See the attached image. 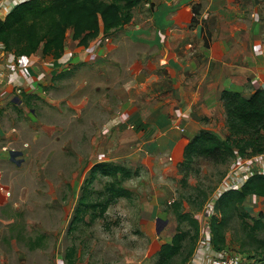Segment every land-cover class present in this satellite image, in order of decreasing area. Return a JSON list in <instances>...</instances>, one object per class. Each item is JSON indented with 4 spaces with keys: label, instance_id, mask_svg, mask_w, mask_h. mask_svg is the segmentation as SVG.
Returning <instances> with one entry per match:
<instances>
[{
    "label": "rangeland",
    "instance_id": "1",
    "mask_svg": "<svg viewBox=\"0 0 264 264\" xmlns=\"http://www.w3.org/2000/svg\"><path fill=\"white\" fill-rule=\"evenodd\" d=\"M263 1L142 0L128 24L99 34L83 48L75 45L69 30V50L82 51L80 56L101 65L104 73L93 79L56 73L28 98L21 94L17 103L0 101V264H67L64 255L70 247L76 253L73 264H155V232L138 222L139 201L151 192L165 193L163 216L175 218V212L188 210L190 218L209 224L208 202L239 161L196 158L190 170L180 168L173 176L167 167H153L171 162L166 154V161L160 160L158 151L146 147L172 148L167 128L175 127V138H181L192 123L197 131L200 127L226 138L224 113L214 110L215 118H199L194 102L202 97L195 94L198 89L190 92L188 84L216 70L221 33L234 37L238 30L248 31L252 12L264 26ZM204 25L211 33L209 47L201 39ZM238 57L247 62V56ZM161 120L164 125L157 128ZM10 150L21 152L15 157L19 164L10 160ZM100 162L138 170L120 183L129 197L116 198L102 214L100 206L88 208L83 221L72 224L83 189L95 204L109 197L104 189L109 178L97 171L92 175ZM167 177L172 180L165 182ZM178 224L180 231L193 235L188 219ZM228 227L226 239L235 242L240 220L232 218ZM230 251L228 255L241 254L238 245Z\"/></svg>",
    "mask_w": 264,
    "mask_h": 264
},
{
    "label": "trees",
    "instance_id": "2",
    "mask_svg": "<svg viewBox=\"0 0 264 264\" xmlns=\"http://www.w3.org/2000/svg\"><path fill=\"white\" fill-rule=\"evenodd\" d=\"M142 0H23L0 20V43L4 50L16 57H29L38 49L43 56L60 58L65 50L67 32L79 46L86 47L89 41L99 34L118 30L132 19L133 9ZM195 11V10H194ZM196 23V22H195ZM202 38L209 47L210 32L202 26ZM221 105L225 116L228 135L220 139L213 132L200 130L183 148L182 160L178 171L190 170L192 161L204 158L213 163H224L235 158H250L264 154V90L254 89L249 97L237 91L224 90L221 93ZM95 171L109 178L105 192L109 197L102 204L90 201L87 190L79 198L72 224L82 222L87 209L100 206V213L118 197H129V191L120 186L123 180L137 175L120 164L100 162ZM186 176H182L185 183ZM264 197V173H255L246 180L240 190H228L220 195L213 204L209 220L210 242L217 252L225 250L226 232L232 218L240 220V229L235 231L233 239L241 253L264 251V215L251 218L242 209L244 198L249 195ZM178 207V206H177ZM97 214H92V219ZM178 223L188 219L192 225L190 231H180L173 236L170 244H162L157 251L155 264H184L188 259L195 238L198 236V223L186 213L175 212ZM189 239L187 246L183 241ZM184 252V253H183ZM75 249H67L64 259L67 264L76 261Z\"/></svg>",
    "mask_w": 264,
    "mask_h": 264
},
{
    "label": "crops",
    "instance_id": "3",
    "mask_svg": "<svg viewBox=\"0 0 264 264\" xmlns=\"http://www.w3.org/2000/svg\"><path fill=\"white\" fill-rule=\"evenodd\" d=\"M21 1L23 0H0V20H2L6 14H8L15 5ZM259 5L264 7V4L259 3ZM260 12L262 13L263 9H260ZM255 16L256 13L252 12L249 20V30L244 33L238 30L240 33L239 36L236 35L231 37L230 35H226V32L221 33L220 38L223 41V45L218 46L220 57L216 58L213 64L215 65L216 70L214 72L208 71L207 73L209 74L206 73L203 75V79H199L198 82L195 80L197 84L195 82L188 84L190 92L192 88L193 92L194 88L196 90L198 89L199 94L197 91L195 94L198 96L201 95L202 97L199 102L197 100L194 102V104L197 103L194 106V110L198 112L197 114L199 115V118H202L203 116L215 118L217 115L212 113L214 110H217V114L222 116L221 113L224 112L221 105V93L224 90L240 92L246 98L252 94L254 89L261 88L264 90V26L260 25L261 23L258 24L254 21V19H256ZM262 17L263 16H261V18ZM156 37L157 39L155 41L158 42L159 35L156 34ZM201 39L203 40V38ZM75 41V45L79 46L77 43L78 41ZM79 47L83 48V46ZM81 54H83L82 51L77 52V50L74 49L69 50L65 44L64 53L58 59L44 57L41 49H38L29 57H16L14 54L5 51L3 45L0 43L1 104L6 102V99H11L15 103L19 102L18 97L21 94H26V98L30 97L34 92L36 93L41 89V83L45 85L56 73H60L59 76H65V78L81 74L88 79L95 78L96 76H94V74L104 73V69L101 68V65L89 64L86 62L88 57L80 56ZM238 56H247V62L243 63ZM171 64L174 68L180 70L178 64ZM182 102H184L185 108L189 106L188 98L187 101L183 100ZM183 116L187 117L184 109ZM159 123L161 126L164 125L162 120L161 122L158 121L155 123L157 128H159ZM186 127L185 135L181 138H175L177 132H179L175 127L167 128L166 131L168 132V136H166V139L169 141L171 140V142L173 141L172 148L163 150L162 148L164 147L161 148L159 145L155 149H152L150 147L153 144H149L148 147H146L154 152L158 151L161 154L160 160L165 159L166 161V154L171 161L156 162V166L153 167H167L169 171L173 173V176L177 175V167L182 160L184 146L202 129L198 127L199 129L197 131V128L193 123ZM258 157L261 158L259 159L256 156H253L249 160L246 159L243 162H241L239 158H236L239 162H236L235 168L224 177L219 186V191L215 192L213 199L208 202L209 215H217L213 210V204L222 193L228 190H240L241 186L246 182L249 176L255 173H264V155H258ZM174 159L175 161L180 160L178 162H173ZM144 166L150 165L144 164ZM163 180L165 182H170L172 179L167 177V179L163 178ZM165 198V193L161 195L151 192L149 198H146L145 196L139 201V227H147L145 230L151 229L155 232V237L151 240V246L155 247V253H157L162 244L171 243L173 236L177 233L176 228L179 225L175 214H173L175 218H169L162 215L163 212L161 211V205H163L162 202ZM170 205H172V203ZM204 205L202 206L203 208ZM241 206L251 218L256 219L260 214L264 215V197L249 194L244 198ZM188 212L191 213V211L188 210H184L181 213L187 214ZM192 213L194 212L192 211ZM191 219L196 220L198 223V236L195 238L191 253L184 264H209L211 259L229 256L228 253L231 252L230 250L237 248L235 242H231L227 237L225 250L222 252L215 251L210 242L209 224L208 222L206 223V219L203 226L199 219ZM159 223H162V228L159 227ZM166 231L169 232L168 237H162L161 235ZM188 243L189 239L183 241L184 246ZM238 255L242 258L244 257L243 259L246 260L245 264H264V254H257L250 251Z\"/></svg>",
    "mask_w": 264,
    "mask_h": 264
},
{
    "label": "built area",
    "instance_id": "4",
    "mask_svg": "<svg viewBox=\"0 0 264 264\" xmlns=\"http://www.w3.org/2000/svg\"><path fill=\"white\" fill-rule=\"evenodd\" d=\"M242 260L240 255L233 254L221 258H213L209 264H242Z\"/></svg>",
    "mask_w": 264,
    "mask_h": 264
},
{
    "label": "water",
    "instance_id": "5",
    "mask_svg": "<svg viewBox=\"0 0 264 264\" xmlns=\"http://www.w3.org/2000/svg\"><path fill=\"white\" fill-rule=\"evenodd\" d=\"M9 154H10V160H12L13 162H16V164H19L20 160H15V157L20 156L21 152L10 150Z\"/></svg>",
    "mask_w": 264,
    "mask_h": 264
}]
</instances>
